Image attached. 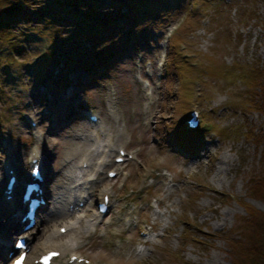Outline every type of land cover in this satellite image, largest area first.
I'll use <instances>...</instances> for the list:
<instances>
[{
    "label": "rangeland",
    "instance_id": "374dc122",
    "mask_svg": "<svg viewBox=\"0 0 264 264\" xmlns=\"http://www.w3.org/2000/svg\"><path fill=\"white\" fill-rule=\"evenodd\" d=\"M134 1L149 10L134 8L136 15L129 0H91L98 17L86 23L55 6L44 18L52 0H34L0 39V197L4 165L25 180L38 145L53 162L44 168L62 184L56 163L65 161L68 145L88 141L79 133L94 129L89 111L115 145L87 213L97 211L106 189L110 210L90 228L75 214L50 222L54 203L47 198L38 225L26 232L31 248L68 241L61 263L76 254L90 264H233L230 243L255 225H247L255 222L249 209L264 215V199L253 192L264 174V114L241 79L248 68H264V0ZM100 18L106 30L96 28ZM195 109L201 128L186 132L183 122ZM119 148L134 158L115 163ZM15 207L0 201L2 221ZM71 219L67 235L50 239ZM3 225L0 234L14 241L17 231L10 237ZM108 230L117 236L108 239Z\"/></svg>",
    "mask_w": 264,
    "mask_h": 264
},
{
    "label": "bare ground",
    "instance_id": "6f19581e",
    "mask_svg": "<svg viewBox=\"0 0 264 264\" xmlns=\"http://www.w3.org/2000/svg\"><path fill=\"white\" fill-rule=\"evenodd\" d=\"M141 81L143 82V80ZM73 91L74 90L72 89L70 95ZM147 94H150L149 88H147ZM70 95L66 94V97L68 98ZM150 99L152 100L151 95H150ZM92 127H94V129L92 131H89L88 134L84 132H81V134L79 133V135H82L85 140L88 138V141L83 142L82 144L80 142H75L74 144L68 145L66 147L68 153L64 159L65 161L64 162L59 161L56 163V165L58 166L60 165L63 167L62 170H63L64 179L62 180V184H59V182L56 181L55 178L53 177L54 169H52L53 170L52 173L46 170V167L44 168V165H47V169H49L50 168L49 165L52 166L53 162H51L50 159L49 160L44 159V157L41 154L39 145L36 147V151L32 155V160L37 159V162L40 163L43 172L45 174L44 175L45 179L42 184L44 198L46 199L48 198L50 200L49 202L52 201V203H54L52 213L50 212V214H52V219L49 220L50 222L53 221L63 222L64 220H67L71 215L76 213L75 220L77 222L79 220H85L84 227L86 228V225L87 227H91V226L93 227V225H95L96 223V219L100 217L98 211L89 214V216L85 212L86 211L92 212L90 199L94 196V192H95L94 188L96 183H99L98 176L102 175L103 170L108 165H110L108 158L111 155L112 151L114 150L115 143L112 134L107 131L102 120L99 119V121L96 122V124H93ZM101 136H103L102 139ZM40 137L41 136L37 135L38 139H40ZM66 145L67 142L66 143L64 142L63 145L61 146L63 150L62 153L65 152L63 148ZM118 156L120 155L118 154ZM7 165H10V163H7ZM52 178H54L53 182L55 183V185L51 186L50 188H46L45 187L46 184L50 182V179ZM20 189L21 187L19 183V185L14 190L11 201H7L4 197L3 198L0 197L1 205L8 206V204H11V206L13 205L16 206L15 209L9 214L10 221L8 222L2 221L3 215H5L6 213L3 209H0L1 212L0 223L4 224L2 226V229L7 228L10 237L14 233L18 234L19 232H21L20 236H25L26 234L24 233L25 230H23V227H25L26 223H21L20 220H16L17 217L15 216L16 213L23 210V203L20 198L21 195ZM54 191H56L57 193L55 194ZM50 194L51 196H49ZM105 195H109L107 189L104 191V193H102L101 201H103ZM162 203L163 200H161L160 204ZM2 212H4V214H2ZM59 219H63V220H59ZM49 221L45 219L42 222L43 224H47ZM38 223L39 221H36L35 226L29 229L30 232L32 229L36 228ZM74 223L75 222L73 219L66 221L64 224L61 223L58 229L56 228V230H53L50 239H58V237L60 236L59 235L60 228L66 227L67 230L69 231L72 228V225H74ZM112 225L113 224H111V226ZM12 231H17V232H14L12 234ZM68 231L66 232V235ZM5 233L6 232L3 230V232L0 234V264H6L8 262L9 255L5 253L7 250L8 253L12 250L11 240H7ZM108 234H109L108 239L117 236L116 235L117 233L111 234L109 232ZM33 239H34L33 237H30V240ZM60 241L58 242L56 240H46L39 247L37 248L32 247L29 254L27 255L25 264H35V259H38L41 255H43L46 252L45 249L59 250L61 252L60 258L62 257L64 258L66 253L70 251L71 244L68 241H64V242H60ZM67 264H70L69 260L67 261Z\"/></svg>",
    "mask_w": 264,
    "mask_h": 264
},
{
    "label": "trees",
    "instance_id": "16d2710c",
    "mask_svg": "<svg viewBox=\"0 0 264 264\" xmlns=\"http://www.w3.org/2000/svg\"><path fill=\"white\" fill-rule=\"evenodd\" d=\"M32 1L34 0H0V39H3L4 34L8 32V30L10 31L11 24L15 28L16 24H14V22L23 20V9ZM74 1H76V3H73L72 1L68 2L67 0H52V4L48 5L45 11L43 9V12H41L40 16L42 15L44 18H48L47 14H49V11L47 10L50 9V11H52V8H55L54 6H56V8L59 10H68L72 17L81 15V19L83 20L85 18L86 23H91V18L95 16L98 17L99 8L97 7L98 5L96 3L93 5L91 0ZM129 1H131L132 4V12L136 15V10H138L140 13L149 10H139L140 8L135 7L134 0ZM82 5H86V9H84ZM47 22L50 23L49 21ZM17 23L19 24V22ZM107 24L108 23L105 20L100 18L97 20L96 28H98V30H106ZM100 38L101 37L98 35L95 36L96 44L102 39ZM248 69L250 71L249 75L241 76V79L245 81L246 86H248L249 90H251V92L246 94L250 96V102L253 103L256 111L264 114V68L252 67L251 69ZM186 132H188V130ZM254 183H256L257 186L259 185V189L253 191L254 194L257 197L264 199V174L261 175L260 178H257ZM249 211L255 213V222H247V225H255L250 229L245 230L241 241L236 240L233 243H230L234 250L233 264H264V215H262L260 219L259 212H254L253 209H249ZM235 251L238 255L235 253Z\"/></svg>",
    "mask_w": 264,
    "mask_h": 264
},
{
    "label": "snow or ice",
    "instance_id": "6c2138e0",
    "mask_svg": "<svg viewBox=\"0 0 264 264\" xmlns=\"http://www.w3.org/2000/svg\"><path fill=\"white\" fill-rule=\"evenodd\" d=\"M55 255H58V253H53V256H55ZM21 259H23V258H21ZM18 264H19V262H18Z\"/></svg>",
    "mask_w": 264,
    "mask_h": 264
}]
</instances>
